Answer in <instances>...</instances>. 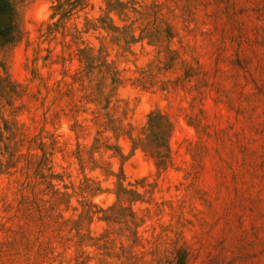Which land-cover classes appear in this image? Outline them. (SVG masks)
I'll list each match as a JSON object with an SVG mask.
<instances>
[{"label":"rangeland","instance_id":"obj_1","mask_svg":"<svg viewBox=\"0 0 264 264\" xmlns=\"http://www.w3.org/2000/svg\"><path fill=\"white\" fill-rule=\"evenodd\" d=\"M8 1L0 264H264V0Z\"/></svg>","mask_w":264,"mask_h":264},{"label":"trees","instance_id":"obj_2","mask_svg":"<svg viewBox=\"0 0 264 264\" xmlns=\"http://www.w3.org/2000/svg\"><path fill=\"white\" fill-rule=\"evenodd\" d=\"M77 3V1H74ZM13 12L8 0H0V40L6 42L11 39L10 21ZM180 264V263H179Z\"/></svg>","mask_w":264,"mask_h":264}]
</instances>
